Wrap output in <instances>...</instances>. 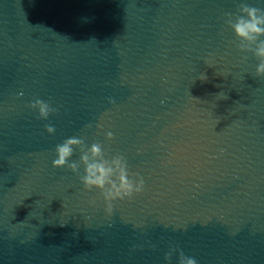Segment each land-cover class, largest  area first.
I'll list each match as a JSON object with an SVG mask.
<instances>
[{
  "label": "water",
  "instance_id": "95a60500",
  "mask_svg": "<svg viewBox=\"0 0 264 264\" xmlns=\"http://www.w3.org/2000/svg\"><path fill=\"white\" fill-rule=\"evenodd\" d=\"M241 4L264 10L0 0V252L129 242L264 256V76L225 24ZM35 99L57 111L39 119ZM71 137L123 155L142 192L109 212L84 188L83 165L53 167Z\"/></svg>",
  "mask_w": 264,
  "mask_h": 264
},
{
  "label": "clouds",
  "instance_id": "9594fccd",
  "mask_svg": "<svg viewBox=\"0 0 264 264\" xmlns=\"http://www.w3.org/2000/svg\"><path fill=\"white\" fill-rule=\"evenodd\" d=\"M238 13L235 17L228 14L225 24L239 41V50L243 53H252L259 61L256 67V76H264V10L241 4ZM244 59L246 60L247 57L245 56ZM29 107L38 110V118L42 120L48 119L51 113L57 111L41 99H35ZM45 127L49 134L55 132L53 126L46 125ZM112 138L113 134L108 132L107 139L111 140ZM75 149L80 151L79 161L69 163ZM55 152L57 158L53 161V167L67 166L73 173L79 174V168L83 165V175L80 176V180L84 188L87 190L98 189L108 205L109 212L112 209L113 201L131 199L143 190V179L130 175L125 157L118 154L107 158L100 143H93L87 147L84 139L71 137L62 144H58ZM175 251L177 250L172 249L166 254L165 259L170 260ZM178 264H197V260L186 257L181 251Z\"/></svg>",
  "mask_w": 264,
  "mask_h": 264
}]
</instances>
